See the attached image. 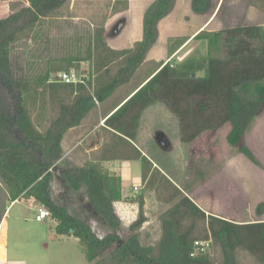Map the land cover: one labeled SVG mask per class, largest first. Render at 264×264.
I'll return each mask as SVG.
<instances>
[{"label":"trees","instance_id":"1","mask_svg":"<svg viewBox=\"0 0 264 264\" xmlns=\"http://www.w3.org/2000/svg\"><path fill=\"white\" fill-rule=\"evenodd\" d=\"M27 1L28 5L0 17V181L9 201L32 198L46 206L57 221L58 234L72 235L86 243L89 264H214L207 253L191 255L194 241L200 238L195 236L194 223L183 226L181 218L187 213L204 220L206 216L186 196L162 220L161 237L156 246L141 244L137 232L145 222L142 196L137 201L138 215L127 228L133 233L127 238L121 237L122 222L114 208V202L121 199V179L100 164L118 157L116 143L105 145L98 160L64 168L60 174L63 184L72 192L85 189L94 215L110 229L106 235L98 236L85 220L55 203L50 192L51 169L63 156L64 134L82 123L95 107V100L104 101L131 80L157 41L159 22L173 11L176 0H154L145 9L142 39L131 48L112 50L104 43L102 54H96L94 86L90 79L72 84L48 80L45 76L38 82L40 89H35L28 78L18 75L14 69L11 45L25 30L61 8L67 0ZM191 5L195 13L204 14L211 9L212 1L192 0ZM103 33V27L96 30V48L103 41ZM193 40L201 41L204 52L177 64L172 63L173 59L161 63L105 119L107 129L113 130L110 131L118 140L129 144L137 136L143 111L160 101L178 118L181 142L188 143L203 131L228 123V144L260 166L245 144L244 136L249 124L264 109V26L202 30ZM183 42L180 38L171 40L169 51ZM113 65H118L115 73L110 68ZM35 92L43 113L47 104L50 110L57 109L43 130L33 122L28 108ZM135 149V158L143 162L144 182L152 162ZM206 224L208 235L202 240L209 239L220 248L222 264H239V250L264 264V220L234 223L209 215ZM3 233L2 224L0 242Z\"/></svg>","mask_w":264,"mask_h":264},{"label":"rangeland","instance_id":"2","mask_svg":"<svg viewBox=\"0 0 264 264\" xmlns=\"http://www.w3.org/2000/svg\"><path fill=\"white\" fill-rule=\"evenodd\" d=\"M26 5H28L27 0H0V17H5ZM141 9L132 0H67L61 8L39 19L31 29L25 30L11 45V61L14 69L18 71V75L28 78L35 89H40V85L37 86L38 82L44 80L45 76L48 80L57 81L60 72L72 68L79 77L90 79L94 86L93 80L97 74L96 54L104 51L103 45L109 40L106 30L122 17L135 20ZM216 13L214 12L211 21ZM210 20L200 31L209 26ZM192 23L190 0H178L174 16L162 23V32L166 35L170 31L173 36L187 38L190 36L189 30L194 24ZM236 25L264 26V0H224L216 19L207 30L216 31ZM102 27L106 33L102 34V45L96 48L94 43L96 30ZM132 28L134 30L135 26L133 25ZM202 46L201 41L193 40L173 58L172 63L177 64L190 56L200 55L204 52ZM159 49L160 46L156 51ZM154 63L140 66L126 85H121L119 90L118 88L115 90L113 97L99 101L102 102L101 109L97 105L88 113L84 128L76 133V138L70 137L71 140L65 143L68 154L51 169L52 200L66 207L74 216L85 220L100 237L106 235L110 229L94 215L85 189L72 192L63 184L60 174L64 168L81 166L87 161L98 160L105 145L116 143L115 151L118 156L116 163L120 165L123 163L122 159H130L127 164L130 178L124 182L125 189L131 188L134 183L133 178H142L143 162L135 158L136 149L133 144L118 140L106 128L104 120L100 121L98 116L109 107L110 103H116L126 92L135 87L150 69L157 66L156 62ZM117 67L118 65L110 67L112 73H115ZM93 86H90L91 91ZM31 101L28 102V108L32 120L43 130L48 125L49 117L54 116L57 109L50 110L47 104L43 113L37 92L34 93V99ZM97 102L95 100V103ZM93 125L99 127L95 129ZM90 130L93 131L87 137ZM229 130L230 125L225 123L216 129L205 130L194 140L183 143L180 140L178 118L165 104L157 101L143 111L137 136L133 142L144 151L142 155L163 169L179 188L166 180L158 168H154L148 180L153 164L146 180L137 186V190L132 188L130 199L133 201L137 202L141 196H151L148 209L146 208L151 221L137 230L141 244L156 246L161 237L162 220L185 195L208 200L212 192L216 198H214L215 211L237 221L264 220V109L249 124L244 136L245 144L254 153L260 166L253 164L235 147L228 144L226 136ZM158 131L167 136L170 142L168 149L161 148L154 140ZM95 143L99 144V150L87 153L85 148ZM229 158L233 159L231 175L235 180L233 185H230L232 191L227 192L226 183L220 184L219 179L230 175L226 168ZM109 168L103 166L105 171L115 175ZM155 198L159 199V204ZM8 204L7 192L0 181V217L6 221L3 230L5 233L6 226L9 264H89L84 241L74 236L58 234L57 221L51 214L41 221L36 220L37 206L42 207L41 203L32 198H23L7 208ZM258 211L261 213L258 214ZM207 217L204 220L199 215L191 216L187 213L181 218L182 225L189 226L194 223L195 236L200 238L199 241H203L202 238L208 235ZM127 228L128 226L122 225L120 230L122 238H127L133 233ZM4 233L0 242V263L4 261ZM207 241L209 244L206 245L203 253H207L214 264H222L220 248L210 243L209 239ZM237 259L239 264H262L255 256L244 250L237 252Z\"/></svg>","mask_w":264,"mask_h":264},{"label":"crops","instance_id":"3","mask_svg":"<svg viewBox=\"0 0 264 264\" xmlns=\"http://www.w3.org/2000/svg\"><path fill=\"white\" fill-rule=\"evenodd\" d=\"M132 1L137 7H141L142 8L141 11L139 12L137 18L135 20H132L129 17H124L126 19L125 26L123 27L121 33L119 35L115 36V37L109 36V34H108V30L109 29L106 30L107 33L104 30V32L106 34H108V39H109L108 41H105V44L112 50H122V49L131 48L134 45L135 42L140 41L142 39L143 14H144L145 9L154 0H132ZM223 1L224 0H214V1L212 0L211 9L208 12L204 13V14H199V13H195L192 10V5H191L192 0H190V9L192 11V22L194 24L192 23L193 25L191 27V30H189V35L190 36L187 37V38H184L183 36H173L170 33V31H168L169 33L166 34V35H165V33L162 32V27H161L162 23L167 22L168 20H170V18H172L174 16V13L176 11L177 4H178V0H176L175 7H174L173 11L159 22V24H158L159 34H158L157 41L152 46V48L149 50V52L146 55L145 60L141 64V66H143V65H145L147 63H150V62H152V63L156 62L157 66L155 68L150 69L149 72L144 76V78L135 87L131 88V90L126 92L121 97V99H119L116 103H110L108 105L109 107H107V109L105 111L101 112L100 115L98 116L100 121H103V120L105 121V119L112 112H114V110L118 106H120L128 97H130L137 88H139L141 85H143L144 82L156 71V69L159 67V65L161 63H166V62L169 61V59L171 60V59L175 58L183 48H185L188 44H190L193 41L194 36L200 32V29L202 28V26L208 20H210L214 16V12L216 13V11H217V13L215 14V17L213 18V20L209 24V26H210L214 22V20L216 19L217 15L219 13V10H220V8H221V6L223 4ZM133 25L135 26L134 30L132 28ZM208 27H206L203 30H207ZM175 38H180L181 40L182 39H185V40H182L184 42L180 46L175 48L173 51H169V43L171 42V40H173ZM158 46H160V49H159V51H156ZM123 85H126V84H123ZM119 87H121V86H119ZM119 87H118V90H119ZM115 92L116 91H114L113 94L111 96H109L106 100H108L109 98L113 97L115 95ZM97 105L101 109L102 102L98 101L95 104V107H97ZM87 117L88 116L85 117V119L82 121V123L80 125H78L76 127H73V128H70L64 134L62 142H61V146H62L63 152L64 151L65 152L63 153V156H62L61 160H59V162L62 161V159H64L66 154H68L67 153L68 151L65 148V143H67L69 140H71L70 137L71 138L72 137L76 138V133L80 129L84 128V125H85L84 121L86 120ZM93 127L96 129V127H99V125H97V126L93 125ZM104 128H105V126H104ZM92 131L93 130H90L89 134H87V137L90 136V133ZM111 131H113V130H111ZM87 140H88V138H87ZM130 142L133 144V146L135 148H137L142 154H144V151L140 150V148L133 141H130ZM97 150H99V144H97V143L92 144V145L90 144V145H88L85 148V151L87 153L96 152ZM149 160L152 162L153 167L149 171V175L148 176H150L152 174L151 172L154 170V168H158V170L161 171V174L163 176H165L170 182H172L177 188H179V186L167 175V173L163 169L158 167V165L155 162H153L151 159H149ZM121 161L123 163L120 164V165L116 163V159L105 160V161H102L101 164L103 166H106V167L108 166V168L110 167L109 170L111 172L115 173V175L119 176L120 179H121V199L116 201V202H114V208H115V211H116L117 215L121 219L123 227H127L136 219V217L138 215V208H139L138 207V203L136 201H133V200L130 199V197L132 196V193H131L132 192V188H134V186H140L143 183V180H142L141 177L140 178L139 177H135V178H133L134 179L133 180L134 183L132 184L131 188L125 189L124 182L128 181L129 178H130L129 177V175H130L129 172L130 171H129L128 167H127L128 161H130V159L129 160H128V158L127 159H122ZM226 165H227L226 168L230 172V175L226 176L225 178L219 179V181H220V184L226 183V191L229 192V191H232V187L230 185H233L234 180H235V177L233 175H231V173L233 172V159L232 158L227 159ZM219 181H218V183H219ZM228 186H229V188H228ZM195 192H197V191H195ZM185 196L188 197L204 214H206V216L212 215V216H215V217H218V218L230 221V222H234V223L254 222V221H242V220H238L237 221V220H233V219L229 218L228 216L215 211V209H214V206H215L214 198H215V196L212 194V192H211L210 197H209L208 200L207 199L204 200L202 198H192V197H190L188 195H185ZM150 198H151L150 195H146L145 197L143 196V203H144L143 207L145 206V211H144L145 222L143 224H149V222L151 221L150 220L151 217L149 215V211L146 210V208L148 209L149 199ZM155 199H156V201L159 204V202H160L159 199L158 198H155ZM17 201L18 200H15V201H12V202L9 201V204H8L7 208L11 204L16 203ZM38 207L39 206H37V210H38ZM2 218L0 220V225L3 224V226H4V223H6V221L2 220ZM37 221H39V220H37ZM258 221H260V220H258ZM69 236L71 237L72 235H69ZM3 241H4V261L1 262L0 264H9L8 252H7V248H6V226H5V233H4Z\"/></svg>","mask_w":264,"mask_h":264},{"label":"built area","instance_id":"4","mask_svg":"<svg viewBox=\"0 0 264 264\" xmlns=\"http://www.w3.org/2000/svg\"><path fill=\"white\" fill-rule=\"evenodd\" d=\"M58 81L64 82V83H72V84H77V83H84V77L83 76H78L76 74L75 69H70L69 71H62L58 74ZM134 189L137 190L138 187L134 186ZM50 215V211L46 206L39 207L37 210L36 214V220H43L46 217ZM209 242L207 240L199 241L196 240L193 243V252L191 255H195L199 252H204L206 245H208Z\"/></svg>","mask_w":264,"mask_h":264},{"label":"water","instance_id":"5","mask_svg":"<svg viewBox=\"0 0 264 264\" xmlns=\"http://www.w3.org/2000/svg\"><path fill=\"white\" fill-rule=\"evenodd\" d=\"M125 23H126V19L124 17L116 20L112 24V26L110 27V29L108 31L109 36L115 37V36L119 35L121 33L123 27L125 26ZM154 140L163 149H168L170 147V142H169L167 136L161 131L156 132V134L154 136Z\"/></svg>","mask_w":264,"mask_h":264}]
</instances>
